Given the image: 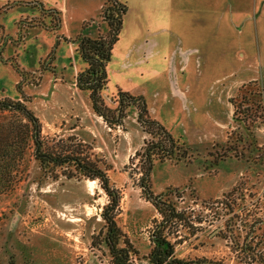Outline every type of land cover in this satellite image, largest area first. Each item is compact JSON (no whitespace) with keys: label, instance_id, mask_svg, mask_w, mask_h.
Listing matches in <instances>:
<instances>
[{"label":"rangeland","instance_id":"obj_1","mask_svg":"<svg viewBox=\"0 0 264 264\" xmlns=\"http://www.w3.org/2000/svg\"><path fill=\"white\" fill-rule=\"evenodd\" d=\"M127 1L131 7L124 15L116 51L135 50L154 38L163 40V44L154 58H145L142 73H134V68L119 73L115 65L122 58H112L104 98L116 108L118 92L131 93L122 84L128 89L137 86L144 95L131 94L143 95L147 103L151 100L156 104L148 103L151 116L189 148L190 158L185 161L155 163L153 190L160 193L169 187L179 188L184 196L179 205L190 206L198 213L209 212L210 205L205 207L203 201L221 197L243 178L248 192L264 198V163L234 154L218 164L215 161L216 144L228 142L233 130L240 127L247 138H252L246 126L235 120L230 98L251 80H259L264 87V46L258 38L252 40L249 29L240 34L242 24L236 14L235 22L230 20L234 28H224L233 5L236 9L234 0H218L223 11L220 14L226 13L218 41L214 29L220 15L216 12L208 16L203 39L196 35L197 30L188 38L179 28L170 31L163 28V23L149 21L141 8L147 2ZM76 4L77 8L70 9L71 29H67L66 37L61 28H55V6L48 1H0V98L24 101L39 117L44 137L74 135L92 147V156L102 160L112 184L122 193L118 220L139 250L137 263L142 264L147 262L152 247L155 220L161 219L139 185L142 169L135 155L150 135L139 124V110L134 105L127 108L123 124L113 127L93 110L89 91L76 85L79 71L86 67L77 45L67 47L58 58V40L70 45L81 33L96 37L108 31L100 10L90 13L88 0H77ZM156 5L154 0L147 4L151 8ZM251 7L258 13L262 0H253ZM262 30L264 22H260L261 34ZM193 47L202 53L192 51ZM183 49L189 51L187 58L191 59L184 73ZM176 63L180 73L175 76ZM176 80L190 93L194 104L185 102L184 108L177 103L172 96ZM251 131L264 145V123L255 124ZM20 168L15 189L0 195V264H112L105 247L102 250L92 245L93 234L104 225L101 213L109 200L99 181L63 175L52 178L34 157L33 148L27 151ZM208 229L198 238L176 242V254L186 260L207 257L235 264L227 241L210 235Z\"/></svg>","mask_w":264,"mask_h":264},{"label":"trees","instance_id":"obj_2","mask_svg":"<svg viewBox=\"0 0 264 264\" xmlns=\"http://www.w3.org/2000/svg\"><path fill=\"white\" fill-rule=\"evenodd\" d=\"M127 9L126 3L119 0H105L100 16L107 23L108 31L96 37L84 33L76 37L77 50L86 63L76 77V85L89 91L93 110L110 127L122 125L127 108L136 106L138 122L150 135L135 155L140 158L142 169L139 185L161 219L155 220L152 247L147 262L142 264H226L216 258L186 260L176 254V242L198 238L199 233L208 227L210 235L227 241L235 264H264V198L248 192L244 178L221 197L203 201L205 207L210 205L206 213H198L190 206H180L184 196L179 188L169 187L160 193L153 190L151 175L155 163L169 159L185 161L190 158L189 148L151 116L143 95L119 91L116 108L110 107L104 98L103 91L109 83L108 65ZM52 11L56 14H53L55 28L59 29L63 23L62 13L56 7H52ZM230 102L235 120L246 126L252 138H247L240 127L233 130L228 142L216 144V163L234 154L263 164L264 145H260L251 129L255 124L264 123V87L259 80L246 82ZM30 148H33V155L41 168L54 179L63 175L99 181L109 200L101 213L104 225L93 234L92 245L102 250L105 247L112 264H138L139 250L118 220L122 193L112 184L102 160L92 156V147L74 135L44 137L39 117L24 101L0 98V195L11 193L17 186L22 171L20 162ZM207 221L208 226H204ZM212 226L215 228L211 229ZM183 230L185 234H182Z\"/></svg>","mask_w":264,"mask_h":264},{"label":"crops","instance_id":"obj_3","mask_svg":"<svg viewBox=\"0 0 264 264\" xmlns=\"http://www.w3.org/2000/svg\"><path fill=\"white\" fill-rule=\"evenodd\" d=\"M5 1V0H0ZM52 5H54L57 9H59L62 13L63 16V23L61 26V33L65 35L66 37H69L67 35V29H71L70 25V20L68 19L69 14H70V9L71 8H77L76 1L77 0H46ZM105 0H88L90 4V13L96 14L99 10L101 13L103 4ZM126 3H129V1L124 0ZM142 4L144 2H152L153 0H140ZM233 1V0H232ZM154 2L157 4L154 8L148 7L147 4L145 7L142 8V14L144 16H147L146 18L149 21H156V23H163V28H166L167 30L170 31H175L178 28L181 29L185 35L190 38L194 33L195 30H197L196 35H200L202 39L204 38V31L203 27L207 26V20L208 16L212 12H216L218 15H220L218 22L216 23L217 26L214 29L215 33V40L218 41V32L220 31V28L223 25V22L225 21V16L226 13L224 12L222 15L220 14L221 11L219 7V2L218 0H154ZM233 3V2H232ZM236 9L232 8V16H230L226 19V23L224 28H229L232 29L234 28L233 25L231 24L230 20L235 22L236 16L238 18V21L240 22L239 24H242V29L240 30V34L243 31V29H249L250 30V36L252 40H255V38H258V40L261 42L262 46H264V30H262V34L260 32V22H264V0H262V7L260 11L252 10L251 5H253V0H234ZM131 4L129 3V9L130 10ZM236 11H235V10ZM236 14V16H235ZM149 16V17H148ZM154 16V17H153ZM180 18V19H179ZM218 17H216L217 20ZM139 23L141 22L138 20ZM200 30L198 31V29ZM225 31V30H224ZM258 34V37H257ZM195 35V34H194ZM71 37V36H70ZM61 38V37H60ZM58 38V39H60ZM208 40V37H207ZM221 38L219 37V41ZM240 44L243 46V41L242 37H240ZM58 45V50H60L58 58H61L64 54V50L67 47H76L77 43L72 42L70 45L64 44L63 42H57ZM163 44V40H157L156 38L152 40H147L144 43H140L135 47V50L129 49V50H124L122 53H118L116 51V46L113 48L114 53L112 58H122L119 62V64H116L115 67L117 66V69L115 71L122 73L126 72L127 70L134 68V73H142V63L144 62L145 58H148V60L154 58L157 55L158 48H161ZM187 49H183L182 51V66H183V73L188 69L189 66V61L191 60L188 57V52H186ZM194 50H199L197 52L198 54H201L202 51L197 48L193 47L192 51ZM264 52V51H263ZM169 56L171 55L168 54ZM152 56V57H151ZM191 57L193 55H190ZM264 55H262V58ZM113 65V61L111 64L108 66V73L111 75V66ZM179 64L176 63V65H173L174 69V74L180 73L179 70L180 68L178 67ZM129 73V72H128ZM178 77H180L178 75ZM177 78V77H176ZM175 84L176 89L173 91L172 96L177 100V103L180 104V106H184L185 108V102L189 105L191 102L194 104V99L191 97L190 93L187 92L183 87H181L180 84H178V81L176 80ZM123 88L130 91L131 93L135 94H143L140 93L139 89L137 86L133 87L132 89H128L125 87L124 84H122ZM181 95V96H179ZM190 100V102H189ZM196 100V99H195ZM151 100H148V103L150 106H155L156 104H153L150 102ZM153 104V105H152ZM183 108V107H182ZM195 108V107H194ZM196 109V108H195Z\"/></svg>","mask_w":264,"mask_h":264},{"label":"bare ground","instance_id":"obj_4","mask_svg":"<svg viewBox=\"0 0 264 264\" xmlns=\"http://www.w3.org/2000/svg\"><path fill=\"white\" fill-rule=\"evenodd\" d=\"M92 181V180H91ZM94 181V180H93Z\"/></svg>","mask_w":264,"mask_h":264}]
</instances>
